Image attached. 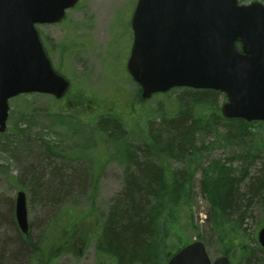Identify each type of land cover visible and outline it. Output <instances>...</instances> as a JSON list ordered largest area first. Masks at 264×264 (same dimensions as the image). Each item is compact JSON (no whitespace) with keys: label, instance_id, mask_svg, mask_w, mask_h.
<instances>
[{"label":"rangeland","instance_id":"rangeland-1","mask_svg":"<svg viewBox=\"0 0 264 264\" xmlns=\"http://www.w3.org/2000/svg\"><path fill=\"white\" fill-rule=\"evenodd\" d=\"M256 1L264 3H246ZM79 2L62 23L38 26L54 67L71 82L70 94L61 101L50 95L30 94L10 102L6 133L14 152L9 151L12 147L4 151L0 140V264H34L30 245L24 243L16 224L18 191L27 195L31 235L48 239L46 255L57 254L49 264H97L96 244L101 226L113 198L125 186V159L116 144L107 138L106 141L97 131L98 114L89 112L91 107L80 105L77 97L82 94L92 98L93 107L99 112L119 110L130 125L138 126V116L147 107L138 104V86L127 72L137 0ZM157 101L159 97L153 102ZM76 115L82 116V120H72ZM261 133L264 135V130ZM234 152L232 147L220 145L210 152L207 161L228 162ZM256 170L261 171V165L250 168L249 177ZM195 187L194 223L200 225L198 235L206 243L211 259L229 252L234 264H264V250L257 240L264 225V205L255 204L240 231L242 237L222 244L211 223L204 222L210 205L201 191L199 174ZM70 221L84 223L88 232L85 237L77 234L70 243L72 249L63 251L59 248L60 231ZM190 233L193 241L198 240L191 226ZM243 248L256 251L257 261L247 263L248 254L240 256Z\"/></svg>","mask_w":264,"mask_h":264},{"label":"trees","instance_id":"trees-1","mask_svg":"<svg viewBox=\"0 0 264 264\" xmlns=\"http://www.w3.org/2000/svg\"><path fill=\"white\" fill-rule=\"evenodd\" d=\"M137 97L146 103L139 88ZM157 97L160 101L153 102ZM223 100L225 96L213 90L175 89L144 104L138 126L130 125L121 112L91 108L89 112L99 116L97 131L116 144L126 161L124 189L113 198L97 239V264H166L174 251L192 240L190 226L197 235L200 230L193 215L198 174L210 205L207 222L217 238L242 237L246 213L257 202L264 205V123L225 119ZM78 102L94 104L90 98ZM0 140L4 151L12 147L7 133L0 134ZM220 145L232 147L235 156L228 162H208L210 152ZM257 165L261 171L249 177V169ZM70 223L59 230L63 251L77 234L85 237L88 232L84 223ZM22 240L28 241L34 264H49L57 255H46V237L33 238L30 232ZM243 254H248L247 263L258 259L250 248H243Z\"/></svg>","mask_w":264,"mask_h":264},{"label":"water","instance_id":"water-1","mask_svg":"<svg viewBox=\"0 0 264 264\" xmlns=\"http://www.w3.org/2000/svg\"><path fill=\"white\" fill-rule=\"evenodd\" d=\"M79 0H0V133L9 99L28 93L63 98L68 80L57 74L39 41L36 24L61 22ZM132 26L128 71L142 98L173 88L214 90L227 102V119L264 122V4L238 0H139ZM241 44V50L237 48ZM16 218L29 231L26 195ZM264 248V227L258 234ZM168 264H211L202 242L181 249ZM215 264H231L228 257Z\"/></svg>","mask_w":264,"mask_h":264},{"label":"bare ground","instance_id":"bare-ground-1","mask_svg":"<svg viewBox=\"0 0 264 264\" xmlns=\"http://www.w3.org/2000/svg\"><path fill=\"white\" fill-rule=\"evenodd\" d=\"M249 213H246V215H245V221H246V219L249 217Z\"/></svg>","mask_w":264,"mask_h":264}]
</instances>
